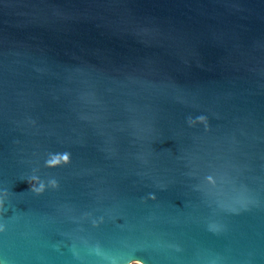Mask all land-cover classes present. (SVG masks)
<instances>
[{"label": "water", "instance_id": "water-1", "mask_svg": "<svg viewBox=\"0 0 264 264\" xmlns=\"http://www.w3.org/2000/svg\"><path fill=\"white\" fill-rule=\"evenodd\" d=\"M5 190L0 264H264V0H0Z\"/></svg>", "mask_w": 264, "mask_h": 264}, {"label": "clouds", "instance_id": "clouds-1", "mask_svg": "<svg viewBox=\"0 0 264 264\" xmlns=\"http://www.w3.org/2000/svg\"><path fill=\"white\" fill-rule=\"evenodd\" d=\"M198 122L203 123L206 127L208 126V117L205 115H201L198 118ZM35 123V121H32ZM192 123H196V121H192ZM71 153L70 152H62V153H49V157L46 160V167L55 168L62 165H66L71 163ZM29 184L31 185V190L36 194H41L46 191V189L50 186L52 188L59 187V181L55 178L44 182L41 180L39 176H32L29 178ZM9 193L7 190L4 191V195L0 196V213L4 211L5 208V199L8 197ZM150 198L155 200L157 197L154 193L150 194ZM87 215H91L90 213H86ZM103 221V217H100L98 220H93L94 225H99ZM6 231V225L4 223H0V232ZM99 251V248L96 249ZM124 264H146V261L140 258H132L124 261Z\"/></svg>", "mask_w": 264, "mask_h": 264}]
</instances>
